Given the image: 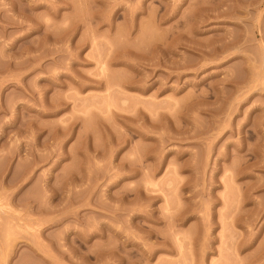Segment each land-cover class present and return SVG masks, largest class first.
<instances>
[{
    "label": "rangeland",
    "instance_id": "obj_1",
    "mask_svg": "<svg viewBox=\"0 0 264 264\" xmlns=\"http://www.w3.org/2000/svg\"><path fill=\"white\" fill-rule=\"evenodd\" d=\"M0 264H264V0H0Z\"/></svg>",
    "mask_w": 264,
    "mask_h": 264
}]
</instances>
